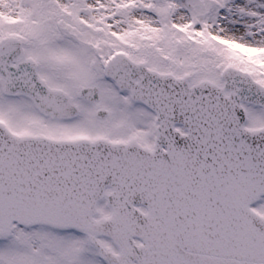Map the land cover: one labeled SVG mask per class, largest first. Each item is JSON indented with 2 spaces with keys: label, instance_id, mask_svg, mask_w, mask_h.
Masks as SVG:
<instances>
[{
  "label": "snow or ice",
  "instance_id": "1",
  "mask_svg": "<svg viewBox=\"0 0 264 264\" xmlns=\"http://www.w3.org/2000/svg\"><path fill=\"white\" fill-rule=\"evenodd\" d=\"M0 264H264V0H0Z\"/></svg>",
  "mask_w": 264,
  "mask_h": 264
}]
</instances>
